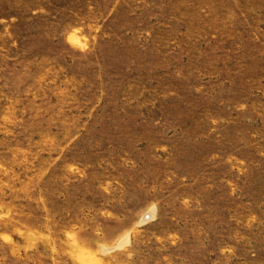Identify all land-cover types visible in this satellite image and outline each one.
Returning a JSON list of instances; mask_svg holds the SVG:
<instances>
[{
  "label": "rangeland",
  "instance_id": "1",
  "mask_svg": "<svg viewBox=\"0 0 264 264\" xmlns=\"http://www.w3.org/2000/svg\"><path fill=\"white\" fill-rule=\"evenodd\" d=\"M0 264H264V0H0Z\"/></svg>",
  "mask_w": 264,
  "mask_h": 264
}]
</instances>
